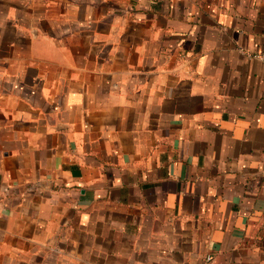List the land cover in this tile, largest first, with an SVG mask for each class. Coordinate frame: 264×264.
<instances>
[{
  "label": "crops",
  "instance_id": "crops-1",
  "mask_svg": "<svg viewBox=\"0 0 264 264\" xmlns=\"http://www.w3.org/2000/svg\"><path fill=\"white\" fill-rule=\"evenodd\" d=\"M261 54L264 0H0V264H264Z\"/></svg>",
  "mask_w": 264,
  "mask_h": 264
},
{
  "label": "built area",
  "instance_id": "built-area-1",
  "mask_svg": "<svg viewBox=\"0 0 264 264\" xmlns=\"http://www.w3.org/2000/svg\"><path fill=\"white\" fill-rule=\"evenodd\" d=\"M257 58L264 63V54L258 55ZM208 260H211V257H208Z\"/></svg>",
  "mask_w": 264,
  "mask_h": 264
}]
</instances>
